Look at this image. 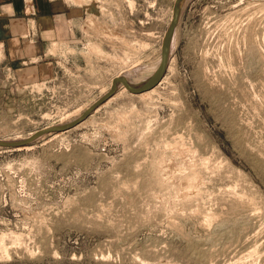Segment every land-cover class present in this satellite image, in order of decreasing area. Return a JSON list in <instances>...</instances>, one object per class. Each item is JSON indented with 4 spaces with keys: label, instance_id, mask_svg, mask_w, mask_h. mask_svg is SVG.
<instances>
[{
    "label": "rangeland",
    "instance_id": "374dc122",
    "mask_svg": "<svg viewBox=\"0 0 264 264\" xmlns=\"http://www.w3.org/2000/svg\"><path fill=\"white\" fill-rule=\"evenodd\" d=\"M62 1L81 11L53 73L0 68V139L158 65L174 0ZM168 61L148 96L120 86L82 124L0 148V264H264V0H183Z\"/></svg>",
    "mask_w": 264,
    "mask_h": 264
},
{
    "label": "crops",
    "instance_id": "0c3cea01",
    "mask_svg": "<svg viewBox=\"0 0 264 264\" xmlns=\"http://www.w3.org/2000/svg\"><path fill=\"white\" fill-rule=\"evenodd\" d=\"M79 11L62 0H0V68L22 83L47 78L59 61L50 52L52 39L74 42L64 22ZM30 27L34 34L27 37Z\"/></svg>",
    "mask_w": 264,
    "mask_h": 264
},
{
    "label": "water",
    "instance_id": "95a60500",
    "mask_svg": "<svg viewBox=\"0 0 264 264\" xmlns=\"http://www.w3.org/2000/svg\"><path fill=\"white\" fill-rule=\"evenodd\" d=\"M182 1L183 0H174L173 2L170 21L165 29L160 45V59L158 65L147 77L140 80L139 82L133 83L128 81L124 75L116 74L111 78L109 88L106 90V92H104L103 95H101L97 100L90 104L85 110L81 112L79 116H77L73 120L62 124L41 127L21 139H0V148L21 149L41 136L63 132L75 127L84 119H86L96 107H98L109 97H111L120 86H123L129 93L139 94L158 85V83L162 80L167 68L171 40L178 21Z\"/></svg>",
    "mask_w": 264,
    "mask_h": 264
},
{
    "label": "bare ground",
    "instance_id": "6f19581e",
    "mask_svg": "<svg viewBox=\"0 0 264 264\" xmlns=\"http://www.w3.org/2000/svg\"><path fill=\"white\" fill-rule=\"evenodd\" d=\"M73 2H83V1H89V0H72ZM88 3V2H87ZM28 10V9H27ZM56 44V43H55ZM89 44V43H88ZM95 44V43H94ZM57 45V44H56ZM96 45V44H95ZM95 45H92V46H95ZM99 45V44H98ZM54 46V45H53ZM89 46V45H88ZM91 46V45H90ZM98 46H95V48H93L95 51H98V48H97ZM54 48V47H53ZM53 48L51 49V50H53ZM69 50V49H68ZM93 51V50H92ZM102 50L100 49V52H101ZM52 52V51H51ZM94 52V51H93ZM99 52V51H98ZM97 52V53H98ZM99 52V53H100ZM1 49H0V55H1ZM107 53V52H106ZM101 54H102V52H101ZM104 54V53H103ZM124 54H126V53H124ZM124 54H122V55H124ZM105 55V54H104ZM107 55H109L108 53H107ZM102 56V55H101ZM110 56V55H109ZM112 57V56H111ZM122 57H124V59H126L125 58V55L124 56H119V58L121 59V61L123 62V58ZM115 59H116V57H115ZM123 59V60H122ZM118 60V59H117ZM169 60V59H168ZM169 62V61H168ZM124 63H126V61L124 62ZM123 65V64H122ZM170 68V67H169ZM118 69V68H117ZM121 69V68H120ZM122 72V71H121ZM119 74V73H118ZM162 81V80H161ZM160 81V82H161ZM159 82V83H160ZM109 86V85H108ZM120 88V87H119ZM106 89H107V87H106ZM155 89V87H153L152 89H150V90H147V91H144V92H142V93H139V94H137V95H140V96H143V97H145V96H148L150 93H152V91ZM105 90V89H104ZM125 90V88L123 87V86H121V88H120V90L118 91V93H120L121 91H124ZM103 91V90H102ZM117 93V94H118ZM116 95V92L111 96V97H109L106 101H104L102 104H100L98 107H96L95 109H94V111H97L99 108H101L102 106H104L105 104H107L112 98H114V97H116L115 96ZM118 96H119V94H118ZM77 110V109H76ZM76 110H74V113H75V111ZM58 112V111H57ZM72 113V112H71ZM71 113H67V114H65L64 115V117H67V116H69ZM73 113V114H74ZM61 114V113H60ZM59 114V115H60ZM64 114V113H63ZM56 115H57V113H56ZM91 115V114H90ZM45 116H47L48 117V114H45ZM63 117V116H62ZM89 117V116H88ZM88 117L86 118V119H84L82 122H80L78 125H80V124H82L83 122H85L87 119H88ZM49 118V117H48ZM61 119V118H60ZM78 125H76V126H78ZM50 126V125H49ZM61 132H58V133H53V134H60ZM30 134V133H29ZM28 147V145L27 146H25V147H23V148H27ZM182 161H183V159H181ZM161 162V161H160ZM187 164V163H186ZM184 166V165H183ZM157 167V166H156ZM187 167V166H186ZM185 168V167H184ZM196 171V170H195ZM160 173V172H159ZM165 173V172H164ZM186 173V172H185ZM195 172H194V170L193 171H191L190 173H186V175H184L185 177H187V178H185L183 175H181V176H183V178L182 179H184V180H186V179H188V180H186L187 181V183H189L190 185L192 184V183H196L195 181H193V179L195 180ZM180 176V175H179ZM180 176V177H181ZM198 176V175H197ZM178 177V176H177ZM157 179H159L158 178V176H157ZM160 179H162V178H160ZM164 179V178H163ZM159 181V180H158ZM184 183V182H183ZM187 185V184H186ZM189 186V185H188ZM197 186V185H196ZM177 187V186H176ZM181 187V186H180ZM179 187V188H180ZM187 187V186H186ZM177 189V188H176ZM187 189V188H186ZM194 189V188H193ZM186 194H189L190 192L189 191H187V192H185ZM184 196H185V194H183ZM191 196V195H190ZM212 215V214H211ZM208 216V215H207ZM206 219V218H205ZM210 219V218H209ZM3 237V236H2ZM2 237H0V245H1V243L3 242V238ZM17 237V236H16ZM13 241V240H12ZM17 242V241H16ZM4 243V242H3ZM5 246V245H4ZM1 248H3V250H5V249H7V248H4L3 247V245H1L0 246ZM254 248V247H253ZM257 248V247H256ZM252 249V248H251ZM1 250V249H0ZM2 250V251H3ZM254 250V249H253ZM6 251V250H5ZM4 251V252H5ZM246 252V251H245ZM6 253V252H5ZM4 253V254H5ZM252 254V253H251ZM250 258V257H249ZM258 258V257H257ZM248 259V258H247ZM252 261V260H251Z\"/></svg>",
    "mask_w": 264,
    "mask_h": 264
},
{
    "label": "built area",
    "instance_id": "2783aa9c",
    "mask_svg": "<svg viewBox=\"0 0 264 264\" xmlns=\"http://www.w3.org/2000/svg\"><path fill=\"white\" fill-rule=\"evenodd\" d=\"M110 17H111V15H109V14H107V16H104V18H110Z\"/></svg>",
    "mask_w": 264,
    "mask_h": 264
}]
</instances>
